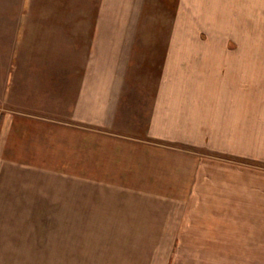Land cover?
I'll return each mask as SVG.
<instances>
[{
	"label": "rangeland",
	"instance_id": "1",
	"mask_svg": "<svg viewBox=\"0 0 264 264\" xmlns=\"http://www.w3.org/2000/svg\"><path fill=\"white\" fill-rule=\"evenodd\" d=\"M132 1L0 0V97L22 61L63 51L87 29L110 43L114 28L113 38L144 45L136 56L166 45L169 61L192 46L198 60L223 62L216 73L229 86L241 79L242 106L221 111L229 147L177 145L194 167L198 157L187 194L100 196L91 181H69L71 196L56 187L38 210L1 212L0 264H264V0Z\"/></svg>",
	"mask_w": 264,
	"mask_h": 264
},
{
	"label": "crops",
	"instance_id": "2",
	"mask_svg": "<svg viewBox=\"0 0 264 264\" xmlns=\"http://www.w3.org/2000/svg\"><path fill=\"white\" fill-rule=\"evenodd\" d=\"M116 31L108 30L113 37L120 35ZM103 36L101 28L87 29L86 38L65 43L63 51L36 54L28 65L22 61L15 86L5 83L0 218L1 212L38 210L48 189L66 187L63 194L71 196L69 181L79 188L91 181L100 196L132 189L126 194L145 195L146 188L154 196L182 189L187 194L198 180V157L194 167L191 152L177 145L196 149L217 139L229 147L232 137L221 111L240 108L244 99L240 78L232 88L216 73L223 62L200 61L193 54L197 49L178 44L191 54H172L168 61L166 45H158L153 54L136 56L143 44L113 37L105 43ZM0 226L6 236L4 220Z\"/></svg>",
	"mask_w": 264,
	"mask_h": 264
}]
</instances>
